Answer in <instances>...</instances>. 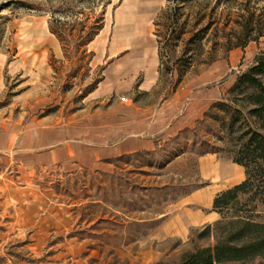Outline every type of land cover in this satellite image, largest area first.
Wrapping results in <instances>:
<instances>
[{
	"label": "rangeland",
	"instance_id": "374dc122",
	"mask_svg": "<svg viewBox=\"0 0 264 264\" xmlns=\"http://www.w3.org/2000/svg\"><path fill=\"white\" fill-rule=\"evenodd\" d=\"M175 3L181 21L211 25L201 48L189 36L175 47L159 43L163 26L155 21L167 0H0V117L23 126L25 147L22 160H0V264H182L187 253L214 245L206 226L186 240L163 239L159 226L173 202L202 184L199 151L233 159L248 137L245 94H230L235 83L217 97L208 91L231 84L264 52V0ZM97 20L104 27L84 51L80 32ZM51 22L65 24L68 54ZM190 55L217 59L183 79L165 71ZM206 94L213 100L192 126L196 138L180 140L165 167L113 158L106 161L116 172L85 165L86 146L110 145L160 116L175 120ZM248 196L227 214L258 204ZM254 213L262 214L260 205Z\"/></svg>",
	"mask_w": 264,
	"mask_h": 264
},
{
	"label": "trees",
	"instance_id": "16d2710c",
	"mask_svg": "<svg viewBox=\"0 0 264 264\" xmlns=\"http://www.w3.org/2000/svg\"><path fill=\"white\" fill-rule=\"evenodd\" d=\"M176 1L167 0V6L161 10L155 21L157 26L159 24L163 26L162 34H159V43L163 37L166 41H174L175 43L172 46L175 47V45L190 37L188 41L197 43L199 48H201L203 46V37L200 34L206 33L211 25L199 28L202 24L201 20H196L193 24L181 21V6L178 3L174 4ZM103 27L104 23L101 20H97L87 31L83 29L84 31L80 32L79 46L84 47V51H86L87 46L95 39ZM50 30L58 37L65 53L68 54V49L64 45L65 37L68 36L65 24L54 27L51 22ZM248 40L236 42L230 49L246 46ZM159 56L163 65L164 52L161 47H159ZM216 59L212 57L209 60H204L201 57L190 55L173 63L168 61L165 65V71L168 74L178 71L180 79H183V76L197 64H211ZM101 80L102 78L96 81L90 92L97 87ZM230 94H245L242 100L250 106L247 119L248 131H246L248 137L233 158L235 162L245 166L247 177L240 184L220 192L215 198L214 209L220 213L221 217L214 223L206 225L203 231L214 236V245L198 248L193 252L187 253L183 258L182 264H223L254 259H259L261 261L260 264H264V52L256 56L254 63L247 70L239 73L234 86L230 89ZM231 100L235 102L234 99ZM198 132V127H186L154 150H140L124 154L113 158L112 162L133 160L141 162L147 167L163 168L171 160L170 154L180 140L187 139L189 136L196 138ZM198 144H200L201 148L202 146H209V143L205 140H201ZM194 147L195 145H193ZM207 152L218 151L211 147L203 148L199 151V155ZM118 175L122 174L118 173ZM126 178L127 181H133V188L138 192L148 190V187L141 185L137 178ZM160 189L163 190L165 187H160ZM244 195H249L248 201H257L258 204L250 207L248 202L242 203V206L237 208L236 214L228 215L227 211L240 203V198ZM259 205L262 214H255L254 211Z\"/></svg>",
	"mask_w": 264,
	"mask_h": 264
},
{
	"label": "crops",
	"instance_id": "0c3cea01",
	"mask_svg": "<svg viewBox=\"0 0 264 264\" xmlns=\"http://www.w3.org/2000/svg\"><path fill=\"white\" fill-rule=\"evenodd\" d=\"M235 76L232 83H223L218 88L209 89L215 97L224 93L237 80ZM210 95H202L191 102L185 114L170 120L160 116L155 123H147L140 132L131 134L124 139L114 141L110 145L88 147L86 146L85 165L102 171L113 172L117 167L106 161L108 158L119 157L124 154L140 150H154L163 145L180 130L192 127L204 113L210 103ZM39 134V133H38ZM156 134H161L156 136ZM98 143V141H96ZM38 143V141H37ZM24 128H17L8 124L6 119L0 117V160L15 156L16 161L22 160L24 155ZM34 150V148H32ZM198 169L202 184L186 193L170 205V210L164 215L159 226V236L163 239L186 240L193 229L206 226L219 220L221 215L214 209L216 196L233 186L243 182L246 177L245 166L233 159L222 156L218 152H207L198 156Z\"/></svg>",
	"mask_w": 264,
	"mask_h": 264
},
{
	"label": "bare ground",
	"instance_id": "6f19581e",
	"mask_svg": "<svg viewBox=\"0 0 264 264\" xmlns=\"http://www.w3.org/2000/svg\"><path fill=\"white\" fill-rule=\"evenodd\" d=\"M138 14V13H137Z\"/></svg>",
	"mask_w": 264,
	"mask_h": 264
}]
</instances>
